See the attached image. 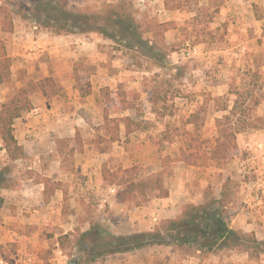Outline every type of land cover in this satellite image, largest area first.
Here are the masks:
<instances>
[{
  "label": "crops",
  "instance_id": "0c3cea01",
  "mask_svg": "<svg viewBox=\"0 0 264 264\" xmlns=\"http://www.w3.org/2000/svg\"><path fill=\"white\" fill-rule=\"evenodd\" d=\"M146 6H151V11L162 18L160 22L174 21V25L164 33L166 44L178 40L184 19L195 15L194 11L190 13L183 9H166L164 0H147ZM198 6L215 10L214 26L221 25L226 28V41L217 48H208L200 60L204 63L190 68L192 75L188 79L184 77V80L188 81V86L183 85L184 90L181 88L183 93L189 95L177 97L179 100L174 104L177 107L176 111L172 113L152 111V104L148 102L150 116L143 118L147 123L150 121V124L159 125L160 128L156 131L162 137V145L152 143L151 132L145 128L132 131L126 136L124 126L120 124L119 140L111 142V146L105 150L99 149L98 144L90 140L95 134L94 127L90 125L92 122H79L74 117L75 110L64 114L62 118L59 117L61 113L57 112V121L74 123L73 128L81 133L79 137L82 139L80 149H74L72 168L64 170L56 146L58 139H52L53 147L49 143L47 149L45 145L46 138L42 128H44L43 122H46L43 118L44 109H48L45 104L46 99L40 91L32 94V108L13 122L14 135L24 148V157L17 160L25 161L24 170L30 174L19 177L15 186L0 187L2 198L0 257L13 259L27 256L30 264H39L41 253L50 243L57 241L58 235L76 230L82 232L92 225L89 217L82 216V206L88 201L86 193L90 185H94L95 190L110 185L105 183L102 169L113 171L133 165L139 166L140 173L144 176L154 175L167 168V173L163 177V186L168 190V194L166 196L147 194L143 201L134 204L130 200L118 198V191L123 190L120 187L115 195L110 197L108 210L99 213L100 216H95L97 221L114 235L153 230L160 220L177 217L184 204L203 202L207 187L212 189L214 197L219 198L225 178L228 176L232 178L230 170L237 168L240 172L239 176L237 175V182H233L230 186L227 184L224 189L225 208L230 210L229 226L242 232H253L258 240L264 239V192L262 205L257 208L252 207L249 194L251 183L245 180L246 175L243 172L244 154L252 149L256 141L264 140V137H261L264 128L237 133L236 143L239 154L225 164L217 166L209 157L210 148L215 143L216 137L215 119L227 113L232 106H226L227 109L215 106L212 98L228 93L227 85L223 81H216L217 78L227 80V77L238 69L235 67L236 61L233 62L236 56L241 58L237 60L240 61L239 64L247 68L252 55L262 52L261 68L264 69V0H198ZM12 23L13 31L6 43L7 54L11 59L30 57L33 71L38 68L42 76H56V73L51 71L50 62L43 58L44 53L48 54L45 57H49L51 61L62 60L61 56H66L67 52L72 56H85L87 62L95 61L93 55L95 45L89 37L79 39L74 34H55L38 27L34 22L27 24L25 20L22 21L15 16L12 17ZM0 37H5L1 27ZM77 39L81 42L76 47L80 50L78 54L75 53L76 49L71 51L70 44ZM200 45H208V43L199 41L198 47ZM240 46L246 48L245 52L236 55ZM58 54L61 55L59 58L56 57ZM224 61H227V64H224ZM30 71L28 68L27 73ZM121 74V72L114 73L110 78L116 83L120 82ZM106 77L107 75L102 71L98 74V83L92 84L90 94L85 97L90 105L92 97L95 94L99 95L102 86L108 85L110 89H115L116 83L110 84ZM202 80L204 82L199 83ZM4 99V95L0 96V104ZM77 102L80 103V100ZM160 103L161 106L155 104L157 110L163 106V102ZM56 106V110H59V106ZM199 109H206V115L202 116V120L197 121V125L200 126L198 137L200 140H206L210 145L203 153L199 151L195 154V160L188 161L186 156L194 151L187 145L188 134L195 130V123L190 122L189 118ZM256 114L258 116L264 114V99L256 105ZM181 119L186 121V129L189 132L183 136L175 134L170 136L171 130L180 125ZM101 123L102 121H98L94 125ZM87 129L88 133L82 134ZM101 136L107 138L108 133H102ZM1 151L4 152L5 149L2 148ZM47 153H52L51 158L46 161V165H42L41 159ZM37 174L47 176L53 182L59 181L61 186L46 196L44 184L35 177ZM160 246L162 245H147L130 251L115 252L104 256L103 264H146L143 263V255L152 252L154 247H158L154 248L157 251H164L159 249ZM138 254H142L139 255L141 260L139 262L135 259ZM175 257L176 254L172 251L169 258L161 253L158 259L162 262ZM199 258L202 264H264V251L258 256L250 257L246 250L233 247L218 252H207ZM90 264H99V262Z\"/></svg>",
  "mask_w": 264,
  "mask_h": 264
},
{
  "label": "rangeland",
  "instance_id": "374dc122",
  "mask_svg": "<svg viewBox=\"0 0 264 264\" xmlns=\"http://www.w3.org/2000/svg\"><path fill=\"white\" fill-rule=\"evenodd\" d=\"M116 1L118 0H66L68 8L73 11H79L85 7L99 8L104 4L113 3ZM125 1L131 3L132 7L130 8V10L134 13L135 18L139 22V30L141 31L139 37L140 40L132 37L125 38L124 40L126 41H122L119 39H110L98 31L67 33L74 34L75 37L79 39H83L86 37L91 38V41L95 45L93 49L95 60L93 61L94 63L87 62L85 56H72L70 52H67L66 56L62 55L63 52L60 53L62 56L60 54L56 56L57 58L61 56L62 60L53 59L51 61L49 60V57H45V55L48 56V54L44 53L42 55L45 60H48L50 62V65L52 66L51 71H54L56 73V76H54V78L61 89L56 95H53L46 99L45 104L48 109H44L45 114L43 116L46 122H43L44 128H42L43 131H41L45 135V145L47 149L49 143L51 144L53 138L58 139L56 146L64 170H69L72 168L74 164V157L69 153V150L71 148H76L78 140L82 139L79 137L81 133H79L77 129L74 130V123H69L67 121L61 123L57 121V112L61 113L59 114V117L62 118L64 114L75 110L76 115L74 117L79 122H92L90 123V125L91 127H94L95 134L94 137L90 140H94L92 142H94L96 145L98 144L99 149L105 150L109 146H111V142H107L104 137L101 136L102 133L106 134L105 129L102 127V115L105 101L102 99L100 92L99 95L95 94V96L92 97L91 105L88 101L85 100V98H78V96L80 97L77 89L78 81L73 78L74 74H78V76H80L79 83L84 84L86 81H89L92 86V84L95 85L96 83H98V74H101L102 71L107 75L106 79L108 80V82H110V84L116 83L110 77L114 73L121 72L122 81L117 82L115 86L117 87L118 84H122L124 89H130L135 94H137L134 101L139 113L138 118L150 116V114H148V102H151L154 96L155 98H158L156 99V106L157 104L158 106H161L162 103L160 102H163V106L160 110H157L158 112L172 113L176 111L177 108L176 106H174V104L179 100L177 97H181L182 95L186 94L181 91V88H183V85L186 87L188 86V81L186 79L184 80V77H187V79L190 78V76L192 75L190 74L192 73L190 71V68H195L196 65H201L204 63L200 60L204 55V52L208 48H217L220 46V44L226 41V28L221 25L214 26L215 10L213 11L210 10V8L208 9L200 7L201 10L194 11V17H187L184 19V24L179 31V39L170 44H166L165 35L161 37V34L158 33L157 29L154 30L153 26L149 30H146L149 24H151V21L160 22V20L162 19L160 16H158L157 13L154 14L151 11V6H146L147 0L143 2L141 0ZM1 5L6 6L12 11V17L15 16L17 18H20V20L22 21L25 20L27 24H31L32 20L28 18V14L23 11L21 12L20 7H14L16 5L14 4V0H0V6ZM22 5L26 6L27 8L29 7V5L25 3H22L21 6ZM190 13H193V11H191ZM173 25L174 21L167 22V30L170 29ZM167 30H165L164 33ZM170 33L172 34L173 31L171 30ZM129 41L133 42V45H128L130 44ZM146 41L149 42L148 45L145 43ZM199 41H205L208 43V45H200V54L195 57L186 59L183 58L180 54L178 55V53H172L173 51H179L181 48L186 47L187 45L195 44L199 46ZM80 43L81 42L78 39L73 40L72 43H70L71 51L76 49L77 45ZM79 51L80 50L76 49L75 53L78 54ZM236 57L237 58H235L233 62L236 61L235 67L238 69L234 70L233 74H230L229 77H227V80L220 77H218L216 80L223 81V83L227 85L228 89L227 94L214 96V98H212L214 99V104L217 107L232 105L235 98V91L239 92V97L241 96V100H244V105L247 107H251L254 98L259 99V103L260 101H262V99H264V69L261 68V65L263 64L262 52L252 55V58L249 61V66H247V68L241 65V63L239 64L240 61H237L239 56ZM30 59V57L28 59L25 57L11 59V84H0V96L4 95L6 99V97L9 95V92L19 87L22 84L23 80H25L26 78L32 77L34 79H39L41 77H45L41 75L42 72H38V68H36V71H33V62L30 61ZM224 64H227V61H224ZM28 68L31 70L30 73H27ZM24 72H26L27 76L23 75ZM203 82V80L199 81V83ZM182 90H184V88ZM74 94L76 96H74ZM186 95H189V93ZM77 100H80L81 104L77 102ZM56 105L59 106V110H56ZM121 114H127V111L122 112ZM195 114H197V121H200L202 120V116L206 115V109H199V111H196ZM250 114L251 116H258L256 114V105L253 106V108L250 110ZM114 115L116 114L110 112V116ZM260 116L264 118V114ZM98 121H102V123L100 125H94V123H97ZM185 123L186 121H183V119H181L180 125L178 127H174L171 130L170 136L174 134L183 136L188 133L189 131L186 129ZM158 126L159 125H155L154 123L150 124L149 121V123L143 125V128L151 132L150 138L152 140V143L162 145V137L157 134L158 131H156L158 128H160ZM199 127L200 126H198V128L195 129L194 132L188 134L189 139H187V145L194 149V151L192 150V152L186 156V159L188 161L195 160V154H198L199 151L203 153L210 145L206 140L204 141L199 139ZM251 130L252 129H247L245 131ZM88 131L89 130L87 129L82 132V134H87ZM262 133L263 134L261 135V137H264V131H262ZM53 146L51 144V147ZM2 148L3 145L0 141V186L3 184L15 186L17 185L19 177H23L30 173L24 170L25 161L10 160L6 155V152L1 151ZM250 152L251 150L245 152L244 157L249 156ZM51 154L52 153H47L43 155L44 158L41 159L42 165H46V161L51 158ZM164 162L167 163L166 160H164ZM137 167V175L134 178V182L142 184L146 183L148 179L152 177V175H142V173H140L141 168L139 166ZM230 171L233 176L232 178H229L228 176L229 186L233 185V182H237L238 176L240 174L237 168H233V170ZM163 173H167V168H164ZM37 176L35 175L36 178ZM106 176L107 181L104 180L105 183L115 185L116 190H118L120 187L123 189L127 186L126 182H122L121 184H119V181H124L127 178L126 176H121L119 174L117 178L114 179V182L111 183L109 180H112V175L108 173L106 174ZM255 177L256 174L252 172L249 177L246 176L245 180L248 181L249 179H254ZM83 180H81L82 184ZM140 190V186H137L133 190V193L136 196L135 200H132L133 203L134 201L144 200L147 194L152 196L155 193V191L146 190V195H143ZM205 190L206 192H210L212 195V189L210 187ZM86 194L88 201L87 203L84 202L82 206V216L89 217L88 219L92 225H99L104 230H107V228L100 224V222H98L97 218L95 217L100 216L99 213L103 212L98 205L97 198L89 190ZM225 211L228 218L230 215V210L228 208H225ZM78 236L79 231L76 230L66 242L64 248H61L57 241H53L52 243H50L49 246L41 253L39 264H69L71 260H76L78 264H90L93 262H99V264L101 262L103 264L104 256L106 255L95 259V261L93 262L88 263L90 255L87 253V250L81 249L80 243L77 241ZM247 245V248L251 250L250 248H252L253 244L248 242ZM166 246H169L170 248ZM236 247L241 248L244 247V245L240 243V246ZM154 248L157 249L158 247ZM154 248L152 249V252L143 255L144 257L142 256L143 263L146 262V264H161L158 259L159 254L162 253L165 257L169 258V256H171L172 254V251L175 252L176 257L171 258V260L180 259L187 255L196 256L199 258L206 254L203 252H196L194 246H191L189 248L187 246L174 247L173 245L160 246L159 249H163L164 251H157ZM57 249H60L61 253H57ZM139 255L142 254L136 255L135 258L138 262L141 261Z\"/></svg>",
  "mask_w": 264,
  "mask_h": 264
},
{
  "label": "trees",
  "instance_id": "16d2710c",
  "mask_svg": "<svg viewBox=\"0 0 264 264\" xmlns=\"http://www.w3.org/2000/svg\"><path fill=\"white\" fill-rule=\"evenodd\" d=\"M22 3L29 7L21 6ZM14 4L18 5H15V8L20 7L21 12L28 14V18L36 25L55 34L98 31L110 39L122 41H126L124 39L128 37L139 39L141 34L139 22L130 10L131 3L125 0L107 3L99 8L85 7L79 11L70 10L66 0H14ZM164 6L166 9H183L188 12L199 11L202 8L198 6V0H164ZM150 23L146 30L153 26L154 30L157 29L163 37L164 31L167 30V22L151 21ZM0 27L5 34V37H0V84L10 85L11 57L6 52V43L13 31L12 11L3 5L0 6ZM129 43L128 45H133V42L129 41ZM145 43L148 45L149 42ZM23 75L27 76L26 72ZM73 78L78 81L77 89L80 98L83 99L90 94L91 84L89 81L84 84L79 83L80 76L78 74H74ZM60 89L52 76L39 79L29 77L23 80L19 87L11 90L6 99L1 102L0 141L10 160L15 161L24 157V148L14 135L13 122L22 113L32 108L31 95L40 91L42 96L48 99L56 95ZM100 94L105 101L102 127L108 133L107 138H104L107 142L119 140L120 124H123L127 136L132 131L143 128V125L147 123L143 117L138 118L139 113L134 101L137 94L132 90L124 89L122 84H118L115 89H110L108 86L101 87ZM234 94L235 98L231 108L227 113L215 119L216 137L215 143L210 148L209 157L214 160L217 166L225 164L239 154L236 143L237 133L264 127L262 116H251L250 114V110L259 103V99L254 98L251 107H247L244 105V100H241V96L239 97V92L235 91ZM156 99L158 98L154 96L151 101L152 111H157L154 105ZM223 109H227L226 105ZM125 111L127 114H121ZM110 112L116 115L110 116ZM196 115L193 114L189 118L190 122L195 123V129L198 128ZM80 147L81 142L78 140L76 148L80 149ZM74 149L69 150L71 155H73ZM137 169L136 165L117 168L113 171L103 168L102 177L106 180V174L110 173L112 175L110 183L114 182L119 174L127 177L124 181H119V184L122 182L127 184L123 190L118 191L120 200H135L136 196L133 190L137 186H140L143 195H146V190L155 191L157 196L168 194V190L163 186V171L152 175L146 183L142 184L134 182ZM36 179L44 184V195L46 196L61 186L59 181L53 182L49 177L40 174ZM228 181V177H226L219 198L205 190L203 202L184 204L177 217L160 220L153 230L114 235L99 225H91L88 230L82 232L77 230L79 231L77 241L80 243L81 249L87 250L90 255L88 263L104 255L130 251L147 245L187 246L188 248L194 246L196 252L207 253L237 248L236 246H240L241 243L244 247L238 249L246 250L250 257L258 256L260 252L264 251V239L258 240L253 232L246 233L229 226L225 211L226 195L224 190ZM0 187H9V185L3 184ZM141 201L143 200L134 201V204H139ZM1 203L2 198L0 197V205ZM72 235L73 232L58 235L59 246L64 248ZM248 242L253 244L251 250L247 248ZM69 264H78V262L71 260Z\"/></svg>",
  "mask_w": 264,
  "mask_h": 264
},
{
  "label": "built area",
  "instance_id": "2783aa9c",
  "mask_svg": "<svg viewBox=\"0 0 264 264\" xmlns=\"http://www.w3.org/2000/svg\"><path fill=\"white\" fill-rule=\"evenodd\" d=\"M245 47L240 46L236 52L241 54L245 52ZM173 54H180L183 58L189 59L200 54L198 45L192 44L181 48L179 51H173ZM244 173L247 177L254 172L256 177L249 179L250 182V205L252 207H259L263 202L264 192V140L256 141L251 149L250 155L243 159ZM89 190L94 192L98 205L101 211H107L110 206V197L116 193V187L113 184L105 185L100 190H95L94 185H90ZM61 250H57V253ZM63 257V255H62ZM0 264H30V259L26 256L21 258L6 259L0 257ZM161 264H202L201 260L196 256H185L180 259L163 261Z\"/></svg>",
  "mask_w": 264,
  "mask_h": 264
}]
</instances>
